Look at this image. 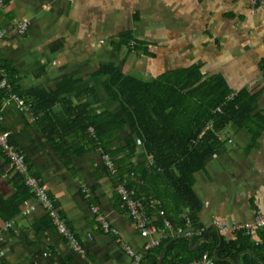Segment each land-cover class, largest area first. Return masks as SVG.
Masks as SVG:
<instances>
[{
  "label": "crops",
  "instance_id": "crops-1",
  "mask_svg": "<svg viewBox=\"0 0 264 264\" xmlns=\"http://www.w3.org/2000/svg\"><path fill=\"white\" fill-rule=\"evenodd\" d=\"M20 21L29 23L24 35L15 31ZM0 28L7 33L0 40V62L11 65L22 90L50 91L71 77L88 78L100 64L114 60L123 72L145 80L199 66L207 77L223 75L236 93L255 96L250 127L229 124L222 134L223 151L197 174L195 192L204 205L200 222L207 228L217 230L216 220L253 222L264 211V131L255 144L252 137L264 123V6L255 7L252 0H10L0 11ZM129 33L144 43L150 57L127 56L125 48L115 52L113 42ZM90 85L101 87L87 83L82 89ZM3 94V129L88 250L86 256L73 250L42 208L23 214L35 204L33 193L0 151V247L5 263L131 264L123 244L93 218L91 204L108 212L124 241L144 254L155 236L144 237L123 207L118 179L107 173L101 151L62 158L33 113ZM119 145H126V137ZM84 147L88 149L84 143L76 150ZM144 158L140 151L137 161ZM151 219L160 225L157 212ZM253 240L261 242L260 231Z\"/></svg>",
  "mask_w": 264,
  "mask_h": 264
},
{
  "label": "trees",
  "instance_id": "trees-1",
  "mask_svg": "<svg viewBox=\"0 0 264 264\" xmlns=\"http://www.w3.org/2000/svg\"><path fill=\"white\" fill-rule=\"evenodd\" d=\"M123 48L127 56H151L133 33L113 42L116 53ZM1 66L16 86L18 76L11 65L1 62ZM87 83L101 87L82 89ZM16 90L59 156L74 160L99 148L109 153L117 166V179H130L129 188L145 201L150 217L157 212L161 227L167 221L183 227L185 215L195 228L205 227L200 222L204 205L195 192L197 174L223 151L222 134L229 124L248 128L257 110L255 96L236 93L223 75L207 77L199 66L145 80L123 72L113 60L100 64L88 78L71 77L50 91L17 86ZM57 105H61L60 111ZM218 108L224 112L219 113ZM91 127L94 137L88 133ZM263 131L264 123L252 132L254 144ZM124 135L126 145L121 146ZM84 143L88 149L77 151ZM140 151L145 157L142 162L137 161ZM259 231L261 242L257 243L253 234L232 237L207 228L203 236L194 237L195 243L204 238L211 242L201 243L197 250H192L190 240L180 238L185 235L171 234L159 246L145 251L142 264H158L169 243L163 264H190L206 251L215 258L217 253L220 259L237 261L241 257L242 264H264V230Z\"/></svg>",
  "mask_w": 264,
  "mask_h": 264
},
{
  "label": "built area",
  "instance_id": "built-area-1",
  "mask_svg": "<svg viewBox=\"0 0 264 264\" xmlns=\"http://www.w3.org/2000/svg\"><path fill=\"white\" fill-rule=\"evenodd\" d=\"M10 0H0V11L7 8ZM255 7L264 6V0H252ZM29 28V23L20 21L16 24L15 31L19 35H24ZM7 33L0 28V40L4 39ZM264 62V58H263ZM264 73V67H263ZM0 91H4L10 101L17 103L20 109L27 110L32 113L30 106L20 97L17 93L16 86L8 81L7 73L2 68L0 62ZM235 95L231 96V99ZM219 113H223L222 108H218ZM34 118V117H33ZM3 117L0 115V151L3 156L8 160L13 171L21 177L24 185L33 193L35 204L23 210V214L26 216L34 213L38 208H42L49 216L53 227L56 229L59 235L66 239L71 248L81 255L86 256L88 250L77 238V235L69 228L66 219L61 214L59 208L51 198L48 186L37 176L31 173L25 153L19 149L11 140V134L4 130L2 127ZM88 133L94 137V129L91 127ZM98 150L102 153L103 162L107 173L112 177H117V166L115 160L111 155L101 148ZM134 177V176H133ZM129 178L118 179L117 191L123 200V207L126 209L130 217L137 223L138 228L142 231L144 237L155 236V239L148 246L149 249L159 246L162 241L169 235L174 236L185 235L186 237H201L206 231L207 227L195 228L192 221L185 215L187 221L183 227H174L170 222H166L165 227L156 225L152 222L151 217L147 214L145 201L136 198L134 190L129 188ZM83 191L87 194V197H91V190L88 186L83 185ZM90 211L93 218L101 226L105 234L117 237L118 241L123 244L125 249L132 257L131 264H142L143 253L135 250L130 244L126 243L122 237L121 231L115 227L110 220V214L102 210L98 205L91 204ZM214 226L219 232L226 236H234L238 233H246L252 235L258 230H264V211H258L253 222H224L216 220ZM12 224L9 223L7 228H11ZM169 231L172 233L169 234ZM4 250L0 247V264H6L4 261ZM190 264H230L225 261L215 258L210 251H206L199 260H195Z\"/></svg>",
  "mask_w": 264,
  "mask_h": 264
},
{
  "label": "water",
  "instance_id": "water-1",
  "mask_svg": "<svg viewBox=\"0 0 264 264\" xmlns=\"http://www.w3.org/2000/svg\"><path fill=\"white\" fill-rule=\"evenodd\" d=\"M180 238H187L188 240H190L192 250H197L198 247H199V245H200L201 243H203V242H209V243L211 242L209 239L204 238V239H202L200 242H198V243L196 244L194 238H191V237H180ZM170 244H171V243H169V244L164 248V250L162 251L161 258H160L158 264H163V263H164L165 255H166V252H167V250H168ZM250 251H251V250H250ZM252 252H253V251H252ZM254 254H255V256L257 257V254H256L255 252H254ZM216 257H217L218 259H220V258L218 257V254H217V253H216ZM220 260H224V261H226V260H231V261L234 262V264H242V259H241V257H240L237 261H235L233 258H226V259H220Z\"/></svg>",
  "mask_w": 264,
  "mask_h": 264
},
{
  "label": "rangeland",
  "instance_id": "rangeland-1",
  "mask_svg": "<svg viewBox=\"0 0 264 264\" xmlns=\"http://www.w3.org/2000/svg\"><path fill=\"white\" fill-rule=\"evenodd\" d=\"M116 64L118 65V63H117V62H116ZM132 75H134V76H137V77L139 76V75H135V74H132Z\"/></svg>",
  "mask_w": 264,
  "mask_h": 264
}]
</instances>
